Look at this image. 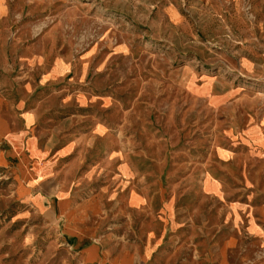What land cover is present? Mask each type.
Returning <instances> with one entry per match:
<instances>
[{
  "label": "rangeland",
  "instance_id": "1",
  "mask_svg": "<svg viewBox=\"0 0 264 264\" xmlns=\"http://www.w3.org/2000/svg\"><path fill=\"white\" fill-rule=\"evenodd\" d=\"M242 3L236 11L223 0H0V45L39 56L4 59L13 69L0 70V81L64 94L67 134L78 140L63 160L76 175L69 195L97 202L81 242L84 220L54 211L57 187L38 205L0 166V264H111L124 252L136 264L144 253V264H189L202 254L194 244L217 245L224 202L206 194L203 174H222L234 199L236 163L220 161L219 150L246 147L251 128L264 133V60L251 67L264 39L250 0ZM239 88L243 97L232 94ZM225 89L234 90L228 101L208 104ZM123 162L126 181L114 171ZM132 190L142 204L124 201Z\"/></svg>",
  "mask_w": 264,
  "mask_h": 264
},
{
  "label": "crops",
  "instance_id": "2",
  "mask_svg": "<svg viewBox=\"0 0 264 264\" xmlns=\"http://www.w3.org/2000/svg\"><path fill=\"white\" fill-rule=\"evenodd\" d=\"M223 4L236 11L243 9L242 0H223ZM249 10L254 16L251 21L253 26L260 30V36L264 39V0H250ZM167 17L172 20L169 13ZM17 46L0 45V70L3 73L6 70L5 74L11 72L13 66L7 70L4 59L39 57L29 48L19 54L15 50ZM251 57L257 60L251 64L252 69L257 71L262 66L264 51L257 49L256 56ZM244 60L242 65L246 66L248 62ZM36 87L32 83H17L12 79L0 81V166L12 169L16 175L17 191L23 197L32 195V201L38 205L53 198L57 187V197L52 199L55 213L70 223L84 220L86 227L82 230L81 242L87 241L91 233L88 221L95 212L97 202L95 198L76 202L69 195L70 185L76 175L70 168L72 164L63 160L78 140H72L75 136L68 137L67 134V101L62 99L64 94L37 96L36 92L41 89L36 90ZM210 89L207 88V92ZM232 91L225 89L220 93L211 92L207 97L208 104L221 105L229 100ZM243 91L239 88L232 94L243 97ZM246 132V147L240 151L237 149L235 153L227 148L219 150L220 161L227 163L234 160L236 163L238 177L235 186H238V192L234 199L228 200L224 190L226 179L222 174H203L206 194L224 202L218 212L219 241L213 247L209 243L199 246L194 244L193 251L200 249L202 254H197L199 258L189 264H264V133L254 128ZM114 171L118 174L117 179L126 181L132 170L123 162ZM85 177H81L80 181H84ZM132 197L134 200H131ZM124 201L128 206H136L142 204L143 196L132 190ZM89 251L92 255L98 254L96 246L90 247ZM140 259L138 263L144 264L148 254H140ZM136 260L135 255L124 252L111 264H136Z\"/></svg>",
  "mask_w": 264,
  "mask_h": 264
}]
</instances>
